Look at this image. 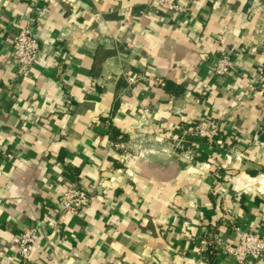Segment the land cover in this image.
<instances>
[{"label": "crops", "instance_id": "obj_1", "mask_svg": "<svg viewBox=\"0 0 264 264\" xmlns=\"http://www.w3.org/2000/svg\"><path fill=\"white\" fill-rule=\"evenodd\" d=\"M176 1L0 0V264H237L234 227L264 236V0ZM27 25L30 71L12 57ZM75 183L93 200L63 213Z\"/></svg>", "mask_w": 264, "mask_h": 264}, {"label": "built area", "instance_id": "obj_2", "mask_svg": "<svg viewBox=\"0 0 264 264\" xmlns=\"http://www.w3.org/2000/svg\"><path fill=\"white\" fill-rule=\"evenodd\" d=\"M151 5L164 9L169 12L183 13L187 8L176 0H148ZM13 62L20 68L30 71V69L41 59L40 43L37 35L33 32L30 25L20 29L13 39ZM235 64L231 60V54H225L216 60L214 72L217 76H227L234 69ZM164 85L163 81H159ZM191 133L209 143L219 136L217 126H206L197 123L194 125ZM121 151L127 148L125 144H117ZM121 161H124L122 156ZM259 184H264V175H261ZM258 191L264 193L263 187ZM93 200V191L90 188L80 184L70 185L60 196L59 204L63 213L77 214L91 204ZM234 230L238 233L236 243H227L222 245L225 254L231 257L237 264H252L255 261L262 262L264 259V236L262 233L243 230L236 226ZM41 238V233L36 226H31L19 234L17 239V252L22 261H30L32 252Z\"/></svg>", "mask_w": 264, "mask_h": 264}, {"label": "trees", "instance_id": "obj_3", "mask_svg": "<svg viewBox=\"0 0 264 264\" xmlns=\"http://www.w3.org/2000/svg\"><path fill=\"white\" fill-rule=\"evenodd\" d=\"M165 87H167V88H170V87H176V89L178 90V91H180L181 89H180V87L179 86H175V85H173V84H166V86ZM110 131H112V129L110 130ZM115 134V132H114V129H113V135ZM67 169H69V171H73L74 173V175H78L77 174V170L76 169H74L73 167H71V166H68V168ZM206 252L207 253H209V255L210 256H213V254H214V250H213V244L212 243H210V245L207 247V250H206ZM213 262V261H212Z\"/></svg>", "mask_w": 264, "mask_h": 264}]
</instances>
